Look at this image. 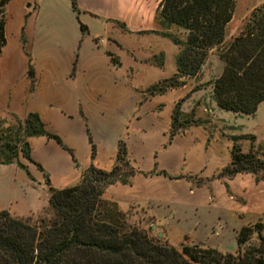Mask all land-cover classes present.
Masks as SVG:
<instances>
[{
	"label": "crops",
	"instance_id": "obj_1",
	"mask_svg": "<svg viewBox=\"0 0 264 264\" xmlns=\"http://www.w3.org/2000/svg\"><path fill=\"white\" fill-rule=\"evenodd\" d=\"M159 1L75 0L76 12L69 0H7L0 47V117L21 119L35 112L46 130L71 152L44 136L29 137L30 158L43 172L20 156L18 161L29 176L15 163L0 164V211L24 217L35 210L37 187L44 192L43 201L48 197L43 173L51 187L61 189L76 184L89 163L108 170L119 139L125 143L130 165L140 172L149 171L139 165L143 155L155 148L147 132L158 127L164 93L173 89L141 100L150 84L139 82L147 81L148 74L156 82L173 74L175 68L166 71V64L168 59L174 62L179 49L159 34L174 26H165L156 17ZM80 24L86 28L84 33ZM159 53L161 67L151 63ZM28 64L32 78L26 75ZM141 73L142 80L138 78ZM195 82L187 78L181 87ZM196 129L185 128L184 134ZM88 135L95 148L92 159ZM178 135L171 137L162 152L168 159L166 165L178 156L172 146ZM204 141L202 130L203 145ZM166 173L172 178L137 173L129 184L106 186L101 198L123 212L131 207L142 210L176 248L181 243L213 247L211 238L220 237L214 228L224 211L221 199H236L242 207L249 200L250 206L240 212V226L264 214V185L259 180L237 188L230 183L241 173L214 177L221 186L215 195L210 180L196 185L185 178L191 174ZM177 175L183 177L173 178ZM255 188L262 190L261 201L253 198ZM234 249L235 242L230 252Z\"/></svg>",
	"mask_w": 264,
	"mask_h": 264
},
{
	"label": "trees",
	"instance_id": "obj_2",
	"mask_svg": "<svg viewBox=\"0 0 264 264\" xmlns=\"http://www.w3.org/2000/svg\"><path fill=\"white\" fill-rule=\"evenodd\" d=\"M0 0V47L4 43V6ZM73 11H78L75 0H69ZM233 0H160L156 17L163 25H174L185 32L183 40L167 32L159 33L179 47L174 57L175 72L149 85L141 100L162 94L195 78L204 64L208 52L220 45L225 25L233 13ZM82 33L85 26L79 25ZM223 66L211 82L212 97L216 105L237 114H253L264 100V5L253 8L243 28L218 54ZM111 61H115L113 57ZM162 54L154 55L151 63L161 67ZM26 75L33 77L28 64ZM194 85L173 105L170 113L171 137L190 125H199V119H180V105ZM44 136L68 150L60 138L46 130L39 115L28 112L23 118L0 117V164L15 163L29 176L26 166L18 156L43 172L39 163L30 158L29 137ZM254 142V135H230L229 161L216 173V178H229L236 173H250L264 184V159L251 148L241 151L239 139ZM90 159L95 148L88 135ZM74 160V159H73ZM140 173L144 176L163 175L164 170L153 168L146 172L135 170L127 159L125 143L119 139L113 163L108 170L89 163L81 171L79 181L69 187L55 189L50 186L45 173L44 184L49 190L48 217L37 224L9 216L0 211V264H264V214L256 221L240 226L235 233V249L221 252L215 248L181 243L178 248L162 236L149 235L137 223H131L127 211L118 209L114 202L101 198L110 184H129L130 178ZM183 177L177 175L173 178ZM189 179L190 176H185ZM199 181L196 185L201 184ZM152 222V221H151Z\"/></svg>",
	"mask_w": 264,
	"mask_h": 264
},
{
	"label": "rangeland",
	"instance_id": "obj_3",
	"mask_svg": "<svg viewBox=\"0 0 264 264\" xmlns=\"http://www.w3.org/2000/svg\"><path fill=\"white\" fill-rule=\"evenodd\" d=\"M233 1L234 7L232 17L225 25L222 43L208 52L199 74L194 78L196 81L194 85H197L199 88L191 91L189 96L183 100L179 108L181 112L180 119L192 117L194 119H199L202 123L199 125L187 126L185 128L198 127V129L191 133L184 134V128L178 133V136L174 137L172 146L178 156L174 158V162L170 161V165H166L168 159L162 152L167 145L169 135L168 125L172 107L174 103L179 98L183 97L194 85L191 87L180 86L172 91L164 93L162 99L163 108L160 112L158 127L149 129L147 132L149 135V143L152 146H155L153 150L154 153H146L139 161V165L144 170H151L153 168V163L155 162L156 169L164 168L169 174H191L189 180L193 184H196L199 181L204 183L210 180L212 181L215 195H217L221 186L213 181V179L217 171L229 161L228 150L230 141L228 137L230 135H254L255 139L252 143L246 138L238 140L241 151L246 152L251 148L256 151L260 158L264 159V101L257 106L253 114H237L218 107L213 100L211 92V82L220 74L223 66L222 61L218 58V54L243 28L250 11L259 5H264V1L255 5L254 2L258 0ZM167 33L174 35L181 40L185 37V32L176 26H170V32ZM170 66L172 69L175 68L174 62H170L168 59L166 71L169 70ZM138 78L142 80L145 76L141 73ZM146 80L147 81L139 83H147L150 85L156 83L155 76L153 75L148 74ZM202 130L205 133L204 145L202 143ZM192 137H195V139L192 140ZM260 173H264V169L263 171L258 172L257 175H260ZM205 178L206 180H204ZM252 179H255L254 175L250 173H241L233 178L230 185L231 187L235 185L237 188L246 186L247 184L252 183ZM43 185L45 191L49 195V190L44 184V176ZM257 187L260 186H256V188ZM256 188L253 190V198L261 201L259 193L262 192V190L257 191ZM36 196L37 206L35 210L26 214L24 217L12 216L8 213L9 216L23 220L28 224H37L39 218L48 217L49 209L47 199L43 201L44 192L40 191L38 187ZM219 201L223 202L224 211L221 214L220 223L215 226L214 230L220 231V237H212L210 244H212V248H215L218 251L230 252L234 248V232L243 222L240 212L242 211L243 213L251 203L249 204L248 200L244 207H242L243 205L236 199L226 201H222L221 199ZM127 218L131 223H137L139 221V226L147 230L149 235L155 236L159 231L156 226L154 228L150 227L153 223L149 216H147L142 210L134 207L129 208L127 210Z\"/></svg>",
	"mask_w": 264,
	"mask_h": 264
},
{
	"label": "water",
	"instance_id": "obj_4",
	"mask_svg": "<svg viewBox=\"0 0 264 264\" xmlns=\"http://www.w3.org/2000/svg\"><path fill=\"white\" fill-rule=\"evenodd\" d=\"M150 227H151V228H154L155 225H154V224H151ZM157 236H161V232L158 231V232H157Z\"/></svg>",
	"mask_w": 264,
	"mask_h": 264
}]
</instances>
